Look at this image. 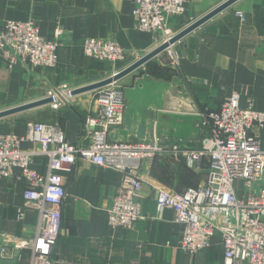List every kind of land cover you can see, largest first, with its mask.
<instances>
[{"label":"crops","instance_id":"crops-1","mask_svg":"<svg viewBox=\"0 0 264 264\" xmlns=\"http://www.w3.org/2000/svg\"><path fill=\"white\" fill-rule=\"evenodd\" d=\"M225 1L192 0L186 14L170 18V25L179 33L192 19L197 21ZM134 5L135 0H0V27L7 22L33 21L40 35L48 39H55L62 30L58 40L63 44L52 68L39 69L25 62L9 68L0 57V111L44 100L50 89L61 85L75 89L93 85L156 49V35L137 28ZM237 11L245 15V22L236 17ZM88 38L116 41L128 53L126 61L115 65L87 57L83 42ZM173 49L178 66L169 64L164 52L144 66L155 64L157 72L144 75V79L135 77L142 67L119 81L126 97L125 121L113 131L112 139L140 141L138 136L144 130L146 140L171 143L163 156L143 164V218L131 231L109 228L107 214L122 174L79 160L71 172L61 173L67 197L53 253L55 264H130L136 259L143 264H224L219 237L210 249L194 257L180 249L185 227L175 222L171 209L158 217L155 188L183 192L206 182V159L190 169L171 148L200 149L210 131L199 128L197 117L219 110L225 97L237 93L241 109L264 113V0H240ZM95 92L76 95L71 105L60 110L47 105L1 119L0 134L24 136L29 124L41 122L60 125L69 142L86 145V121L97 108ZM196 134L198 140H189ZM262 144L264 148V131ZM22 148L27 150L30 144L24 143ZM47 166L44 157L33 163L39 173H46ZM24 190L23 182L0 181V233L30 241L37 213L28 207L20 218ZM136 244H142L143 249L135 250ZM8 250L0 264L31 263L30 250L20 253L13 245H8Z\"/></svg>","mask_w":264,"mask_h":264},{"label":"built area","instance_id":"built-area-1","mask_svg":"<svg viewBox=\"0 0 264 264\" xmlns=\"http://www.w3.org/2000/svg\"><path fill=\"white\" fill-rule=\"evenodd\" d=\"M192 0H135L133 16L138 30L156 35L157 47L169 43L177 34L170 18L186 14ZM242 22L245 15L237 11ZM196 20L192 19V23ZM42 37L37 24L7 22L0 27V57L9 68L20 62L43 69L55 67L63 44ZM87 57L112 64L125 62L128 53L114 40L88 38L83 42ZM172 65H179L173 46L166 50ZM140 57L138 58V60ZM114 73L110 77L116 75ZM76 89L61 85L50 89V107L60 110L71 105ZM96 111L86 121L89 138L86 145L68 141L60 125L31 123L27 133L0 134V181L23 182L25 208L37 213L34 238L19 241L0 233V259L8 255V245L17 252L31 251L30 264H55L53 253L60 237L63 206L67 197L63 172H71L79 160L106 167L122 174V182L112 208L108 211V227L131 231L140 221V200L143 189L141 172L145 162H153L166 153L157 142L120 141L112 139L115 129L125 121L126 97L119 82L95 90ZM200 127H207L210 136L200 149L171 148L182 157L190 169L207 160L209 168L205 183L183 192L156 187L157 215L162 218L166 209L175 213V222L184 225L180 249L194 257L208 250L219 237L224 264H264V113L240 107V97L232 93L225 97L217 111H207ZM24 143L30 148L24 150ZM48 160L46 173L33 168L37 158ZM259 185V186H258ZM258 186V187H257ZM135 250H142L136 244ZM60 264H65L61 262ZM130 264H143L139 259Z\"/></svg>","mask_w":264,"mask_h":264},{"label":"water","instance_id":"water-1","mask_svg":"<svg viewBox=\"0 0 264 264\" xmlns=\"http://www.w3.org/2000/svg\"><path fill=\"white\" fill-rule=\"evenodd\" d=\"M240 0H227L224 3H222L221 5H219L218 7H216L215 9H213L212 11H210L209 13H207L206 15H204L203 17H201L200 19H198L197 21H195L194 23H192L191 25H189L187 28H185L184 30H182L181 32L177 33L169 43H165L159 47H157L156 49H154L152 52H150L149 54L145 55L144 57H141L138 61H136L135 63H133L132 65H130L129 67L125 68L124 70L118 72L116 75L109 77L103 81H100L98 83H95L93 85H89L86 87H82L79 89H76L73 93L74 96L79 95V94H84L87 92H91V91H95L98 90L102 87H105L109 84H112L113 82H119L122 79H124L125 77L129 76L130 74L134 73L135 71H137L138 69L144 67L146 64H148L150 61H152L153 59L159 57L160 55H162L164 52H166V50L168 48H170V46H174L176 43H178L179 41H181L182 39H184L185 37H187L188 35H190L191 33L195 32L196 30H198L199 28H201L202 26H204L206 23H208L209 21H211L213 18H215L216 16H218L219 14L223 13L224 11L230 9L231 7H233L237 2H239ZM174 93H177V90L175 89ZM51 100L46 98L44 100L41 101H37V102H33V103H27V104H23L11 109H7L4 111H0V120L4 119V118H8L20 113H24V112H28L43 106H47L51 104ZM196 114L199 115V111L196 110ZM197 121L202 122L203 119L198 116L197 117ZM144 130H142L139 134V140L141 142H150V143H154L157 142L160 146L162 147H171V143L168 142H164L158 139V141H151V140H146L144 139ZM122 141H128V140H124L121 139ZM189 140H198V134H196V138L192 139V137L189 138ZM130 141V140H129ZM1 261V259H0Z\"/></svg>","mask_w":264,"mask_h":264},{"label":"rangeland","instance_id":"rangeland-1","mask_svg":"<svg viewBox=\"0 0 264 264\" xmlns=\"http://www.w3.org/2000/svg\"><path fill=\"white\" fill-rule=\"evenodd\" d=\"M167 56V59L170 61L169 62V64L171 63V60H170V57L168 56V54H166ZM172 64V63H171ZM157 68V66L155 65V64H149V66L148 67H144L143 68V70H141L140 72H138L136 75H135V77H137V78H143V76L144 75H148V74H150L151 72L152 73H154V72H157L158 71V69H156ZM144 78H145V76H144ZM143 78V79H144ZM143 79L141 80V81H143ZM259 186V185H258ZM257 186V187H258Z\"/></svg>","mask_w":264,"mask_h":264},{"label":"bare ground","instance_id":"bare-ground-1","mask_svg":"<svg viewBox=\"0 0 264 264\" xmlns=\"http://www.w3.org/2000/svg\"><path fill=\"white\" fill-rule=\"evenodd\" d=\"M162 91V87L159 88L158 92L160 93ZM162 93V92H161ZM158 106H160V103L158 104Z\"/></svg>","mask_w":264,"mask_h":264}]
</instances>
